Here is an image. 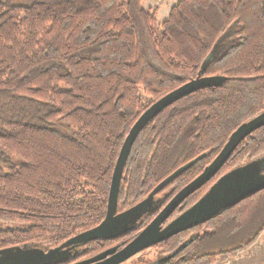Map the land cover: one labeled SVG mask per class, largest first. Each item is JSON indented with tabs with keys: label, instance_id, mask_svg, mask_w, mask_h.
<instances>
[{
	"label": "trees",
	"instance_id": "trees-1",
	"mask_svg": "<svg viewBox=\"0 0 264 264\" xmlns=\"http://www.w3.org/2000/svg\"><path fill=\"white\" fill-rule=\"evenodd\" d=\"M143 1L0 0V251H48L99 226L131 129L185 84L223 79L152 118L122 172L117 212L159 188L156 209L59 264L125 247L201 176L240 126L264 112V0H178L160 24ZM229 31L226 48L205 66ZM262 158L264 127L165 224L225 175ZM262 235L264 190L152 248L158 264H214L250 250Z\"/></svg>",
	"mask_w": 264,
	"mask_h": 264
},
{
	"label": "water",
	"instance_id": "water-1",
	"mask_svg": "<svg viewBox=\"0 0 264 264\" xmlns=\"http://www.w3.org/2000/svg\"><path fill=\"white\" fill-rule=\"evenodd\" d=\"M209 63L207 59L205 66ZM222 81V78L199 77L197 80L185 84V86L174 90V92L152 104L150 109L140 117L123 144L113 174L107 215L99 226L79 234L58 248L49 249L48 251L30 246L2 250L0 251V264H59L74 258L78 248L82 245L96 240L114 239L133 228L144 215L153 210L155 194L159 191L158 188L148 199L135 207L122 213L117 212L123 168L137 136L152 121V118L168 108V106L175 104L176 101L186 98L190 94L196 93L198 90L220 86ZM262 127H264V112L240 126L223 147L222 152L204 170L201 176L178 192L156 218L125 247L122 249L112 247L92 258L74 264H122L137 254L158 245V243L169 240V238L180 235L181 232L213 218L226 208L234 206L247 198L248 195L264 190V158H262L256 162L236 168L225 175L213 185V188L203 197L201 202L192 206L163 228V225L179 205L209 182L246 137Z\"/></svg>",
	"mask_w": 264,
	"mask_h": 264
},
{
	"label": "rangeland",
	"instance_id": "rangeland-1",
	"mask_svg": "<svg viewBox=\"0 0 264 264\" xmlns=\"http://www.w3.org/2000/svg\"><path fill=\"white\" fill-rule=\"evenodd\" d=\"M177 1L178 0H144L142 2V7L145 11H156L158 17L157 19L160 24L169 19L171 10L177 5ZM230 34L231 31H229L221 40H219L218 44L215 46V49L207 58L209 62L215 60L219 56V54L226 48L228 43H224V41L230 39ZM156 203L157 201L155 202V204ZM250 251L251 250L246 251L249 253L248 257L243 261L244 264H247L248 262H251V264H264V244L261 245V247L257 248V250H252L251 252ZM241 254H244V252ZM158 258V252L153 248H149L122 264H158V261H156ZM155 261L156 263H154Z\"/></svg>",
	"mask_w": 264,
	"mask_h": 264
},
{
	"label": "crops",
	"instance_id": "crops-1",
	"mask_svg": "<svg viewBox=\"0 0 264 264\" xmlns=\"http://www.w3.org/2000/svg\"><path fill=\"white\" fill-rule=\"evenodd\" d=\"M263 244H264V235H262L261 239L259 240V243L257 245H255L254 247H252V249L250 248V250L251 251L257 250V248L261 247V245H263ZM248 253L249 252H246V253L244 252V254H239L238 257L228 259L227 261H219L218 260L214 264H244L243 261L248 257ZM247 264H251V262H248Z\"/></svg>",
	"mask_w": 264,
	"mask_h": 264
},
{
	"label": "flooded vegetation",
	"instance_id": "flooded-vegetation-1",
	"mask_svg": "<svg viewBox=\"0 0 264 264\" xmlns=\"http://www.w3.org/2000/svg\"><path fill=\"white\" fill-rule=\"evenodd\" d=\"M154 200H155V198H154ZM157 201V203L155 204V205H153V211L156 209V207H157V205H158V203H159V200H155V202ZM169 224V223H168ZM168 224H164L163 225V228H165L166 226H168Z\"/></svg>",
	"mask_w": 264,
	"mask_h": 264
}]
</instances>
